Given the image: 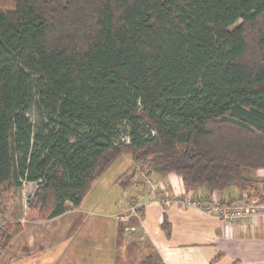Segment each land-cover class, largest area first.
<instances>
[{
  "label": "trees",
  "instance_id": "1",
  "mask_svg": "<svg viewBox=\"0 0 264 264\" xmlns=\"http://www.w3.org/2000/svg\"><path fill=\"white\" fill-rule=\"evenodd\" d=\"M123 156L196 201L260 196L264 0H0V212L26 182L34 221L79 208Z\"/></svg>",
  "mask_w": 264,
  "mask_h": 264
},
{
  "label": "crops",
  "instance_id": "2",
  "mask_svg": "<svg viewBox=\"0 0 264 264\" xmlns=\"http://www.w3.org/2000/svg\"><path fill=\"white\" fill-rule=\"evenodd\" d=\"M118 162V172L108 176ZM115 164L93 184L79 208L55 218L34 221L28 217L30 199H16L13 213H20L9 220L19 221L23 230L0 251V264H142L147 256L158 264H264V216L249 225L229 224L199 209L165 208L153 202L141 218L120 219L119 199L126 194L146 200L149 185L145 172L130 156ZM246 172L247 178L258 182L260 196L254 198L264 197V169ZM126 176L130 177L123 179ZM149 177L165 186L166 195L186 190L179 176ZM199 194L201 199L216 195L223 203H231L242 192L234 187L223 193L211 195L203 190ZM10 200H6L8 208ZM135 225L141 226L138 233L130 232Z\"/></svg>",
  "mask_w": 264,
  "mask_h": 264
},
{
  "label": "built area",
  "instance_id": "3",
  "mask_svg": "<svg viewBox=\"0 0 264 264\" xmlns=\"http://www.w3.org/2000/svg\"><path fill=\"white\" fill-rule=\"evenodd\" d=\"M143 177L146 184L149 185L147 199L143 201L134 198L130 199L129 196L124 194L118 202L120 211L118 217L120 219H127L131 216L138 219L141 218L142 209L144 210L153 202H158L165 208L178 206L184 209H199L204 214L229 224L249 225L255 223L259 217L264 216V203L260 199L250 197L248 194H244L239 199L228 204L222 203L216 195L202 201H196L193 193L187 190L174 196L166 195L164 193L165 186L162 183L147 176L145 173ZM129 230L135 232L138 229L137 227H131Z\"/></svg>",
  "mask_w": 264,
  "mask_h": 264
},
{
  "label": "rangeland",
  "instance_id": "4",
  "mask_svg": "<svg viewBox=\"0 0 264 264\" xmlns=\"http://www.w3.org/2000/svg\"><path fill=\"white\" fill-rule=\"evenodd\" d=\"M4 6L6 8H12L13 5L10 3H8V4L4 3ZM118 163L115 164V166L113 168H111V172L108 174V176H112L115 172L116 173L118 172V169L121 165L120 163L119 164ZM143 171L146 173L145 170H143ZM246 171H248V172H246V174H248V173H253L254 170H246ZM142 174H144V173L142 172ZM114 176H115V174L113 175V177ZM37 188H38V185L36 183L26 182V183H24V186L18 190V193H15L12 196L11 195L9 196L10 199H12V201L10 200L8 204H11L12 207L8 208V206H6V202H5L4 211L0 212V226L3 225V223L7 222L12 216H14V214L17 215V213H20V211H17V212L15 211V213H13V208H14L13 203L16 202V199H18V198L19 199L24 198L25 200L31 199L33 197L35 191L37 190ZM134 227H137V226L135 225ZM138 231L139 230H136L135 232H132V231H130V232L138 233ZM145 258L146 257H143V260Z\"/></svg>",
  "mask_w": 264,
  "mask_h": 264
}]
</instances>
